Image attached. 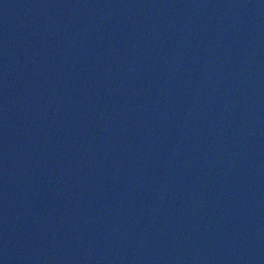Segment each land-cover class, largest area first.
<instances>
[{
	"label": "water",
	"instance_id": "water-1",
	"mask_svg": "<svg viewBox=\"0 0 264 264\" xmlns=\"http://www.w3.org/2000/svg\"><path fill=\"white\" fill-rule=\"evenodd\" d=\"M0 264H264V0H0Z\"/></svg>",
	"mask_w": 264,
	"mask_h": 264
}]
</instances>
